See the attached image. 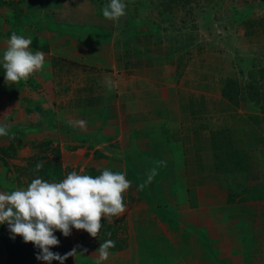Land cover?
Listing matches in <instances>:
<instances>
[{
	"label": "rangeland",
	"instance_id": "rangeland-1",
	"mask_svg": "<svg viewBox=\"0 0 264 264\" xmlns=\"http://www.w3.org/2000/svg\"><path fill=\"white\" fill-rule=\"evenodd\" d=\"M124 2L126 14L108 20L102 7L110 0H0V60L12 32L30 38L31 51L45 55L43 69L18 83H6L0 63V125L9 132L8 136H0V192L26 188L38 176L59 182L70 172L92 165L125 173L131 181L124 193L125 211L112 217L111 222L103 219L97 238L75 228L68 237L57 231L60 244L55 247L56 253L62 255L67 245L70 251L87 249L84 255L69 257L64 264H96L99 247L95 245L111 239L118 248L109 249V258L102 264H182L181 260L189 264V253H182L188 251L187 241H180L173 227L157 217V210L152 208L156 203L166 204V195L177 196L183 203V194H191L189 179L181 175L179 145L165 143L171 158L167 162L177 164V170L165 175L166 171L160 173L162 170L155 168L152 182L141 190L144 182L137 186L142 180L132 173L144 176L145 181L153 169L147 167L152 159L142 151L141 142L151 137L152 141L158 140L154 149H163L162 138L154 136L156 130L151 126L129 128L125 134L119 125L124 113L117 100L111 111L97 98L101 87L105 91L108 79L115 91L119 83L134 86V82L144 87L153 82L164 90L176 80L182 89L196 86L200 91L211 90L214 97H219V92L229 109L241 110L240 120H254L251 115L259 117L254 126L259 123L264 136V73L250 74V69L264 66V0ZM92 76L96 81L88 80ZM97 81L99 88L94 84ZM78 121H84V126L80 127ZM143 128H149L151 135L143 134ZM78 132L85 133L81 145ZM89 135L95 140L93 147L85 142ZM126 139L131 161L140 167L134 165L131 169L132 163L127 170L123 165L117 167L115 152H122ZM152 143L146 141L145 145ZM230 144L215 143L214 150L235 152V144ZM258 144L254 148L264 152V137ZM95 149H101L105 157L97 159ZM40 161L44 165L38 174L33 169ZM55 164L60 172L57 177ZM152 183L155 187H150ZM164 184L167 192L163 191ZM243 195L264 197V187H250ZM142 201L147 206H142ZM164 210L173 212L171 206ZM3 228L9 230L6 223L0 224V235ZM104 233L111 236L103 237ZM8 235L10 238L13 234L9 231ZM259 240L264 243V235ZM39 252L33 264H46L37 259ZM247 254L246 249L238 261H249ZM7 257L0 236V264H8ZM51 264L60 262L53 260Z\"/></svg>",
	"mask_w": 264,
	"mask_h": 264
},
{
	"label": "crops",
	"instance_id": "crops-1",
	"mask_svg": "<svg viewBox=\"0 0 264 264\" xmlns=\"http://www.w3.org/2000/svg\"><path fill=\"white\" fill-rule=\"evenodd\" d=\"M175 81L171 80L170 88L164 90L153 82L149 87L136 82L134 86L133 83L117 85L116 102L124 113L123 124L119 125L125 134L129 128L138 130L140 126H151L156 130L154 136L162 138L163 149L159 146L155 150L158 140L152 141L151 137L141 142L142 151L155 163L149 160L147 167L162 170L160 173L166 171L165 175L177 170V164L167 162L171 158L165 145L168 141L177 142L181 175L190 181L192 191L183 194V203L177 196L166 195V204L156 203L152 208L157 210V217L173 227L180 241H187V252L178 250L182 243L177 250L189 253V264H242L238 259L246 249L250 258L244 264H264V243L259 240L264 235V220L260 217L264 216L260 212H264V197L243 195L250 187L256 186L257 190L264 187V152L254 148L255 144L260 145V136L264 137L260 125L255 127L250 118L240 120L243 118L238 114L241 110L229 109L219 92V97H214L211 90L200 91L196 86L182 89ZM251 116L254 119V115ZM143 134L150 136L151 130L143 128ZM215 138L219 141L214 142ZM146 141L154 143L146 146ZM219 142L235 144V152L214 150V144ZM123 143L122 152L115 154L116 162L119 161L117 167L123 165L126 169L133 162L131 152L127 151L129 141L127 143L126 139ZM132 164L131 169L134 165V168L141 166ZM132 175L142 180L137 186L144 182V176L134 172ZM150 187L155 185L152 183ZM163 191L167 192L168 187H163ZM142 206L147 205L142 201ZM167 206H171L173 212L164 210ZM183 234L187 237L182 238ZM256 248L261 251L255 252ZM256 256L259 258L253 260Z\"/></svg>",
	"mask_w": 264,
	"mask_h": 264
},
{
	"label": "clouds",
	"instance_id": "clouds-1",
	"mask_svg": "<svg viewBox=\"0 0 264 264\" xmlns=\"http://www.w3.org/2000/svg\"><path fill=\"white\" fill-rule=\"evenodd\" d=\"M102 13L105 19L117 20L126 14V3L124 0H110V3L102 7ZM6 43L7 48L0 60L6 83L27 80L43 69L45 55L40 51H31L30 38L12 32ZM107 84L111 88L110 80ZM78 124L83 127L84 121H78ZM8 135L7 127L0 125V136ZM43 165L44 161L38 162L33 171L39 172ZM156 174L155 168L150 170L140 189L149 185ZM130 187L131 181L126 179L125 173L107 168L97 176L83 174V169L80 173L72 171L59 182H50L38 176L26 188L10 193L0 192V224L8 225L13 238L22 236L25 243L34 244L40 250L38 260L46 264L57 260L64 264L69 257L84 255L87 249L78 252L73 248L64 255L55 253L51 248L60 244L55 233L60 231L68 237L75 228L85 230L91 237L97 238L103 219L107 218L111 222L112 217H119L125 211L124 193ZM114 247L115 241L111 239L101 242L96 252V264L108 260L109 249Z\"/></svg>",
	"mask_w": 264,
	"mask_h": 264
},
{
	"label": "trees",
	"instance_id": "trees-1",
	"mask_svg": "<svg viewBox=\"0 0 264 264\" xmlns=\"http://www.w3.org/2000/svg\"><path fill=\"white\" fill-rule=\"evenodd\" d=\"M263 73H264V66H262L258 69H256V68L250 69V74L252 77L255 76L256 74H261L263 76ZM89 79L90 80L93 79L92 82L96 81V79L94 80L93 76L88 78V80ZM94 84H95V87L97 86L99 88V86H100L99 81H97ZM102 89L103 88L101 87L100 88L101 93H99L97 101L99 99L101 102L106 104L107 107L112 111V106L114 105L113 102L118 99L117 93L115 91L116 88L113 89L112 86H111V88H109L108 84L106 83V87L104 88L105 91L103 92ZM254 120L259 121V117H254ZM81 135H85V133L78 132L77 136H79L78 137V144L79 145L83 144V142H84L83 138H81ZM101 136L103 137V133H101ZM261 138H263V137L260 136V139ZM104 139H109V137L104 136ZM85 142L88 144L89 147H93L95 140L91 137V135H89L88 140ZM112 146H115V145H112ZM94 153H95V156H98V157H96L97 159L105 157V154L102 152L101 149H95ZM114 160H116V157H114ZM114 163L115 162H113V164ZM54 167L56 168L53 171L54 175H56L55 177L60 176V172L58 170L57 165L55 164ZM103 169H105V167H95L94 165L86 166L83 168V174H89L92 176H97V175L101 174V171ZM111 171L116 172L113 169H111ZM39 172H38V174H39ZM80 172L81 171H78V173H80ZM166 187H168L167 184H166ZM8 234H9V230H7L6 228H3L2 233L0 235L2 241L5 243L6 248L8 250V257H7L8 264H33L38 248L35 247V245L32 243H25L22 236H17L18 239H15L16 236L13 238V235H11L9 238ZM106 234L108 236V233H106ZM106 234L104 233L103 237ZM55 235L57 236V232L55 233ZM95 246L100 247V245H98V244ZM114 248H118V245L116 244ZM52 251H54L56 253V248L54 247V249H52ZM68 252H70V247L68 245L64 246V253L62 255L66 254Z\"/></svg>",
	"mask_w": 264,
	"mask_h": 264
}]
</instances>
